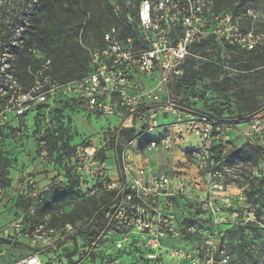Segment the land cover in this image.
Here are the masks:
<instances>
[{
    "label": "rangeland",
    "instance_id": "obj_1",
    "mask_svg": "<svg viewBox=\"0 0 264 264\" xmlns=\"http://www.w3.org/2000/svg\"><path fill=\"white\" fill-rule=\"evenodd\" d=\"M35 1L0 0V184L1 180L9 179L16 186L21 176H28L34 171H50L55 177L53 189L49 192L44 191L47 186L41 185L36 178L29 180L23 195H19L15 187L5 188L0 185V190H3L0 192V202L4 208V212L0 214V229L2 226L4 231L7 229L0 233V264L19 262L34 254V247H40H33L30 242L32 229L19 228L18 232L13 229V224L22 217L30 224L48 223L52 218L55 222L54 225L52 222V226L59 230L65 217L69 216L76 230L84 229V236L80 237L82 241L79 243L83 253V249L102 230L101 222L89 231L88 226L99 211L110 208L108 203L113 195L100 189V183L95 179H85L70 170H66L63 175L58 174L63 173L64 158L70 153L79 147L98 148L104 143L97 154V160L107 162L106 173L112 180H116L117 150L111 136L119 124L118 119L90 115L86 106L78 103L64 105L55 101L54 105H48L49 108H33L20 118L13 112H7L13 96L8 77L15 76L18 67L17 56L11 47L16 42L21 43L20 49H23L25 42L31 39L27 23L31 19ZM138 1L63 0V13L69 15V29L73 32L79 23L84 22V18L85 22L91 19L99 23L102 32H105L112 27L118 29V17L124 20V11L119 4L123 2L128 21L138 28L135 24ZM217 9L241 16L242 27L261 37L260 43L264 46V0H219ZM19 28L22 30L18 32ZM75 38L86 49L94 50L100 46V39L97 40L94 36V29H83ZM32 43L41 45L38 40H33ZM203 52L227 69L216 67L212 73L199 76L193 87L183 85L179 89L182 73L180 77H170L163 89L166 88L179 98H197L196 105L199 109L213 111L230 119L225 123L235 124L251 119L247 123L236 126L233 124L226 139L214 142V149L216 148V154L222 160L223 183L228 187V193L241 213L238 222H246L245 218L250 213L248 211L255 210L259 214L256 223L227 233L232 264H264V50L258 54L260 57L251 58L244 50L231 51L224 44L209 42ZM198 66L199 64H195V68ZM248 66L251 69L247 70ZM159 82V77L154 76L146 81L142 80L138 86L140 90H152ZM171 121L172 118L160 119L159 123L168 124ZM226 125L228 124L220 125L222 132ZM43 141L46 142L45 145L41 144ZM124 143V139H119L118 152ZM201 145L199 139L191 137L183 147L175 146L171 152L156 151L147 154L153 171L176 176L178 181L175 189H182V196L171 211L177 236L167 238L168 245H187L185 243L193 240L187 237L188 226L194 224L199 229L210 223L201 204V201L207 200L209 192L201 183L196 164L192 161L194 150L188 148L185 152L187 146L197 148ZM30 150L34 154L27 158ZM33 183L37 185V189L33 188ZM70 185L73 187L72 193L60 195V190ZM94 185L99 188L96 193H93ZM249 195L252 196L251 199ZM61 210L64 214L62 217ZM115 238L114 234H108L106 242L90 261L82 262L80 253L71 258L66 255L67 264H146L134 251L114 250L112 245ZM194 240L196 242L198 239ZM71 249L70 244L65 252L70 253ZM163 257L164 264H177L175 260L168 259L167 253ZM47 259L42 258V263L49 261ZM64 263L57 261V264Z\"/></svg>",
    "mask_w": 264,
    "mask_h": 264
},
{
    "label": "built area",
    "instance_id": "obj_2",
    "mask_svg": "<svg viewBox=\"0 0 264 264\" xmlns=\"http://www.w3.org/2000/svg\"><path fill=\"white\" fill-rule=\"evenodd\" d=\"M214 1L141 0L137 18L141 44L135 46L132 39L123 41L117 30L111 29L103 37V46L90 51L93 72L82 79L62 85L52 82L49 77L51 58L35 43L27 49L29 71L34 77L31 88L24 91L15 76L8 77L13 96L7 112H13L18 118L38 105L52 104L56 95L61 93L85 105L90 115L119 120L111 136L117 150L116 180L106 173L107 162L97 160L104 143L98 148L79 147L64 158L63 168L85 179L99 181L100 189L113 195L105 215V228L98 239L116 222L122 238L115 242V249L125 250L134 237L147 264H164L166 253L168 259L175 260L177 264H230L217 233L198 230L202 242L194 250L164 245L167 238L177 236L171 211L175 205L173 199L182 196V189H175L176 176L154 172L147 158V154L156 151L171 152L175 146L183 147L191 137L199 139L202 142L200 147L187 146L185 152L188 148L194 150L192 161L196 164L201 183L209 192L207 200H200L203 210L214 225L240 221L236 204L223 183L221 161L211 151L216 140L227 138L232 126L227 125L222 132L217 119L179 105L168 90L163 89L170 77L182 75V65L188 59L227 69L194 51L193 45L199 38H214L216 42L245 51H254L260 44L261 37L243 29L241 16L214 10ZM179 27L181 33L178 32ZM17 30L19 32L22 28ZM19 44L14 42L13 46ZM37 63H41L40 68L32 70ZM154 76L160 79L155 89H139L142 80ZM168 118H172L168 124L159 123L160 119ZM125 129H135L141 136L148 135L153 139L143 151L134 140L125 142L118 152L119 138ZM33 188L37 189V185L34 184ZM98 189L94 185L93 193ZM245 220L254 221V213H248ZM22 223L23 218L13 224V229L16 232L19 228L22 230ZM28 228L32 229V246L40 247H34V254L13 264H42V253L60 243L67 244L76 232L72 224H66L59 230L50 229L48 223L35 227L29 225ZM187 232L195 234L197 229L189 226ZM92 246H96V242ZM92 251L89 249L86 257Z\"/></svg>",
    "mask_w": 264,
    "mask_h": 264
},
{
    "label": "trees",
    "instance_id": "obj_3",
    "mask_svg": "<svg viewBox=\"0 0 264 264\" xmlns=\"http://www.w3.org/2000/svg\"><path fill=\"white\" fill-rule=\"evenodd\" d=\"M33 1V0H30ZM219 0H215L214 1V10L219 11L217 9V2ZM140 2L141 0L138 1V4L140 6ZM63 0H36L35 3L33 4L32 7V13H31V19L29 20V22L27 23V26L30 29L31 32V39L27 40L25 42L24 48L20 49V44L18 46H13L11 47V49L13 50V52L16 54L17 56V60H18V67L16 69L15 72V77L19 83V85L22 87V89L24 91H28L31 86L34 84V77L31 76L30 71H29V55L27 53V49L28 47H30V45H32L33 40H38L41 45L37 47L41 48V50H43L47 56L49 58H51V70L49 72V77L50 80L58 85H62L74 80H79L82 79L84 77L89 76L92 72H93V67L91 65L90 62V49H86L79 40H77L75 37L79 35V32L83 31V29H85L86 31L88 29H94V36L97 38V40L100 39V46L94 50L100 49L103 46V37L104 35L110 31L111 29H116L115 27H112L110 29H108L105 32H102V28L100 26L99 23H95L94 21H92L91 19H89L88 21L85 22L86 18H84V22L82 21L81 23H79L76 26V30L71 31L70 28V23H71V19L69 18V15H66L63 13ZM119 4L121 5V8L123 12V19L121 20L118 16V19H116L117 21V25H118V35L120 37L121 40L126 41L127 39H132L133 43L135 46H139L141 44V39H140V32L138 30V28H136L132 23H130L128 21V17L126 15V7L124 5L123 2H119ZM139 13V10H138ZM138 13H137V17L136 20L138 18ZM118 14V13H116ZM116 17V18H117ZM21 23H23V21H21ZM136 26H137V21H136ZM23 28V27H22ZM244 29V28H243ZM28 30V29H27ZM245 30V29H244ZM246 31V30H245ZM178 32L181 33L182 30L179 27L178 28ZM209 42H216V40L214 38H209V39H197L196 42L193 45V49L196 53L202 55V56H207V54H205L203 51L204 49L209 45ZM228 49H230L231 51H240L241 49L235 48V47H231L228 46ZM264 50V46L262 45V43H260L257 48L254 51H245V53H247V55L251 58H254L255 56H259L258 54L263 53ZM260 57V56H259ZM256 58V57H255ZM195 64H199V66L197 68H195ZM41 66V63H37L35 65L32 66V70L36 71L37 69H39ZM216 67L222 68L221 66H216L214 64H210V63H202V62H198L196 60L193 59H188L184 62V64L182 65V70L185 71V74L183 72V78L181 79V81L178 84L179 89L182 88L183 85H186L187 87L191 86L193 87L196 83V80L199 76L201 75H206V74H210L213 71H215ZM224 69V68H223ZM251 69V67H247V70ZM177 78V77H175ZM170 96L171 98H173L176 102L179 103V105L184 106V107H188L190 109H194L200 113H205L215 119H217L220 122V125L223 124H228L229 126H236L239 124H243V123H247L249 121H251V119H246L245 121H239L237 123H225V122H229L230 119H226L221 117L219 114H217L216 112L213 111H204L201 110L197 107L196 105V100L197 98H188V99H184V98H179L176 95H173L170 91ZM58 95V96H57ZM56 97L54 98L52 104L50 105H54V101L58 102V103H63L65 104H81L83 105L81 102L77 101L75 98L70 97V96H65L61 93L57 94ZM49 104H43V105H38L36 106L34 109H46L49 108L48 106ZM233 121V120H231ZM227 126V125H226ZM119 139H124V142L126 143H130L134 140H137L139 143V150L143 151L145 146L152 141V137L145 135V136H141V133L138 134L137 131L135 129H125L122 130L121 132V136ZM121 151V149H120ZM212 153L214 154L215 158L218 161H222L221 159H219V156L216 154V148L214 149V147L212 148ZM29 154H27V158H30L33 154L34 151L30 150L28 152ZM35 163H37V160H35ZM68 169H64L63 173L59 172L58 174L63 175L65 174V171ZM55 175V174H54ZM54 177L53 176V172L50 171H34V173H30V175L28 176H21L20 179L16 182V186L12 185V181H10L9 179H3L1 180V186L2 187H15L18 194L19 195H23L25 190H26V186L29 182L30 179L36 178L39 179V182H41V185H45L47 186V188L44 190L45 192H49L50 189H53V181H54ZM72 186H68L67 188H65L64 190H60V195L63 194H70L72 193ZM98 192V191H97ZM251 195H249V199H251ZM174 200V204H176L179 200V198L177 199H173ZM110 203V202H109ZM108 203V204H109ZM87 205V204H86ZM85 205V207H86ZM83 206V205H82ZM108 207V206H107ZM62 211V210H61ZM87 211V209H86ZM108 209L99 211L95 218L90 222L89 226H88V231L92 230V228L101 222V226L103 227L102 230L105 228L106 225V213H107ZM236 211L238 212V214H241L239 212L238 207L236 208ZM248 212H253L255 215V220L252 222H237L236 224L233 223H228V224H223V225H214L211 221V219H209L210 223L209 226L207 227H201V228H197L196 225L191 224L190 226H194L197 229V232L195 234L189 233L187 232V237L190 239H193L192 241H188L187 245H179V244H171L168 245L167 244V240H165L163 243L165 246H169V247H176V248H182V249H188V250H194L196 249L197 246H199L202 242V237L200 235V232H198V230H205V231H209L210 233H217L220 237V243H221V248L224 249L225 254L227 257H229L230 260V264H232L231 261V251L227 245V233H230L233 230L236 229H240L243 228V226L247 225V224H252V223H256V217L259 216L258 213L255 212V210H251ZM264 212V211H263ZM63 211L61 212V217L63 216ZM239 217H241V215H238ZM23 218V217H22ZM56 219V218H54ZM58 219V218H57ZM30 222V221H29ZM48 222V227L50 229H54V227L52 226V218L47 221ZM71 222H73V220L69 217L66 216L65 217V221H63V225L66 224H72ZM55 222H53L54 225ZM40 223H33L30 224L28 223V221L23 218V230L24 228H27L29 225L30 226H34L35 225H39ZM73 225V224H72ZM61 227V228H62ZM189 227V226H188ZM187 227V228H188ZM84 229H78L76 230V232L69 238V242L67 244H58L56 245L53 249L48 250V252H44L41 254L40 260L43 259H47L49 261H47L46 263H41L42 264H57V261L60 260L62 262H65L64 264H67V257L66 255H68L70 258L75 256L77 253L81 255V261L82 262H87L90 261V259H92V257H94L95 253L99 251L100 246H103V244L106 242L105 237L108 234H114L115 235V242L118 239H121V235L122 232L120 231V229L117 228L116 222L115 224L108 230V232L106 234H104L101 238L98 239V236L100 235V233L102 232V230L100 232H98V234L96 235L94 241L88 245V247L85 250L84 253L81 252V246L79 245L82 236H84L83 233ZM9 236V235H8ZM6 238V237H4ZM9 238V237H8ZM134 237L131 238V240L129 241V243H127L125 250L123 251H118V252H129V251H134L137 254H139V256L141 257L142 261L144 263L147 264V262L145 261V259L143 258V253L141 251V249L139 247L136 246L135 242H134ZM194 239H198L196 242ZM5 240V239H2ZM9 240V239H8ZM7 240V241H8ZM96 242V246H92L93 243ZM115 242L113 248L115 249ZM70 244L72 245V249L69 250L70 253L65 252V250H67L68 245L70 246ZM89 249H92L93 251L91 252V254L87 256ZM35 250V249H34ZM117 251V250H116ZM39 252V251H36ZM33 253H35V251H33ZM49 254V255H48ZM47 257V258H46ZM58 258V259H57Z\"/></svg>",
    "mask_w": 264,
    "mask_h": 264
},
{
    "label": "crops",
    "instance_id": "obj_4",
    "mask_svg": "<svg viewBox=\"0 0 264 264\" xmlns=\"http://www.w3.org/2000/svg\"><path fill=\"white\" fill-rule=\"evenodd\" d=\"M2 204H3V203L0 202V214H2V213L4 212V211H3L4 208H3V205H2ZM3 228H4V226L1 227V229H0V233H3V231H4ZM6 231H7V229H5L4 232H6ZM0 257H1V256H0Z\"/></svg>",
    "mask_w": 264,
    "mask_h": 264
}]
</instances>
